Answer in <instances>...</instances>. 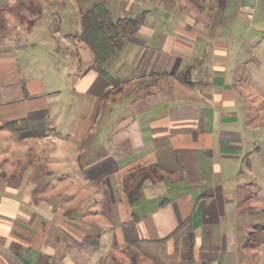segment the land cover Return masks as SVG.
<instances>
[{
    "label": "crops",
    "instance_id": "1",
    "mask_svg": "<svg viewBox=\"0 0 264 264\" xmlns=\"http://www.w3.org/2000/svg\"><path fill=\"white\" fill-rule=\"evenodd\" d=\"M55 1L0 0V264H264V247H245L264 223L249 222L264 209L246 191L264 173V94L246 89L239 42L220 34L227 6L166 19L178 29L126 76L107 67L116 87L58 25L47 47L76 63L35 64Z\"/></svg>",
    "mask_w": 264,
    "mask_h": 264
},
{
    "label": "rangeland",
    "instance_id": "2",
    "mask_svg": "<svg viewBox=\"0 0 264 264\" xmlns=\"http://www.w3.org/2000/svg\"><path fill=\"white\" fill-rule=\"evenodd\" d=\"M39 1L51 2L53 0ZM55 2L57 5L54 8L56 9L55 15L50 18L47 16L50 21L49 26L47 23L45 26L41 25L38 29V36H45V38L43 39L44 42H39L33 51V60L36 61L35 64L37 65L59 60L70 62L67 64L68 69L74 66L75 60H77L76 56L72 54L71 56H65V52L47 47L48 43L52 42L49 36L53 34L54 25H58L60 35L67 32L73 36H81L82 14L95 4L102 3L106 5L114 21L123 18L135 19L143 12L150 11L146 19V25L153 31L152 39L143 41L141 37L136 35L132 36L133 38H125L123 48L117 52L118 58L108 65V70L114 75L122 74L125 76L130 57H137L139 53L145 52V50L153 51L155 46L159 48L161 35L164 36L178 29L174 26V23L166 22V19L185 21L186 16L199 15L203 10L201 15L206 18L213 19L216 13L219 14V10L215 7L217 0H57ZM210 6L214 7L209 9ZM219 15L228 25L223 27L220 34H227L230 38L239 42V75L245 77L243 79L244 86L248 90L264 94V0H229L225 13L220 12ZM145 33L149 34L151 31L146 30ZM155 41L157 43L154 44ZM24 57L29 58L27 52L24 53ZM46 72L47 69L44 73ZM67 77H70V75ZM68 81L67 79V83ZM71 98L75 99L73 96ZM87 105L88 99L83 100L78 111L85 115ZM256 174L259 176L258 182H256L258 185L246 189V191L249 190L247 198L251 200L250 205L252 207L264 209V173L258 170ZM246 205H249V203H241V206L244 207L243 211H245ZM241 214L243 215V213ZM247 222L248 219L243 218L241 226L246 225ZM249 222L253 224L263 223L264 213L256 214L252 219H249Z\"/></svg>",
    "mask_w": 264,
    "mask_h": 264
},
{
    "label": "trees",
    "instance_id": "3",
    "mask_svg": "<svg viewBox=\"0 0 264 264\" xmlns=\"http://www.w3.org/2000/svg\"><path fill=\"white\" fill-rule=\"evenodd\" d=\"M229 0H218L220 11H225ZM149 11L143 12L135 19H119L114 21L106 5L98 3L82 14L81 40L93 53L92 68L114 86L118 87L120 81L113 79L107 72L108 65L116 58L117 52L124 46L125 38L136 35L144 24ZM1 129L10 131H24L27 127L19 122H8ZM140 187L128 193L131 206L138 204ZM245 247H264V223L256 225L247 237Z\"/></svg>",
    "mask_w": 264,
    "mask_h": 264
}]
</instances>
